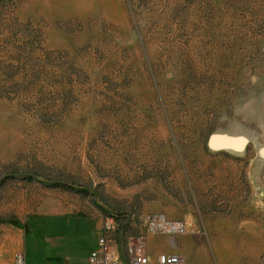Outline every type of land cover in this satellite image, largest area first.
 Here are the masks:
<instances>
[{
	"label": "rangeland",
	"instance_id": "1",
	"mask_svg": "<svg viewBox=\"0 0 264 264\" xmlns=\"http://www.w3.org/2000/svg\"><path fill=\"white\" fill-rule=\"evenodd\" d=\"M51 212L162 213L188 232L153 255L264 264V0H1L0 227Z\"/></svg>",
	"mask_w": 264,
	"mask_h": 264
},
{
	"label": "crops",
	"instance_id": "2",
	"mask_svg": "<svg viewBox=\"0 0 264 264\" xmlns=\"http://www.w3.org/2000/svg\"><path fill=\"white\" fill-rule=\"evenodd\" d=\"M82 218L87 219L94 244L93 249L81 257ZM103 222L104 217L95 212L90 215L51 212L30 217L22 224H3L0 227V264H12L19 251L25 252L27 264H89ZM28 238L30 249L27 248Z\"/></svg>",
	"mask_w": 264,
	"mask_h": 264
},
{
	"label": "built area",
	"instance_id": "3",
	"mask_svg": "<svg viewBox=\"0 0 264 264\" xmlns=\"http://www.w3.org/2000/svg\"><path fill=\"white\" fill-rule=\"evenodd\" d=\"M133 224L140 225L142 231L132 230ZM187 232L185 221L162 213L106 215L89 264H187L186 257L178 251L153 255L148 245L151 235H167L170 245L177 249V238ZM12 264H27L25 252H17Z\"/></svg>",
	"mask_w": 264,
	"mask_h": 264
},
{
	"label": "water",
	"instance_id": "4",
	"mask_svg": "<svg viewBox=\"0 0 264 264\" xmlns=\"http://www.w3.org/2000/svg\"><path fill=\"white\" fill-rule=\"evenodd\" d=\"M1 1V0H0Z\"/></svg>",
	"mask_w": 264,
	"mask_h": 264
}]
</instances>
